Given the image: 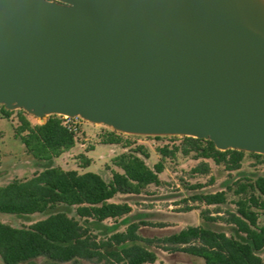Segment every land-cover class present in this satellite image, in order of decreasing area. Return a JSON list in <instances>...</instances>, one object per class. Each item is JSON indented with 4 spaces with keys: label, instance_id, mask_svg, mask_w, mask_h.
Here are the masks:
<instances>
[{
    "label": "water",
    "instance_id": "1",
    "mask_svg": "<svg viewBox=\"0 0 264 264\" xmlns=\"http://www.w3.org/2000/svg\"><path fill=\"white\" fill-rule=\"evenodd\" d=\"M0 105L264 155L262 0H0Z\"/></svg>",
    "mask_w": 264,
    "mask_h": 264
},
{
    "label": "trees",
    "instance_id": "2",
    "mask_svg": "<svg viewBox=\"0 0 264 264\" xmlns=\"http://www.w3.org/2000/svg\"><path fill=\"white\" fill-rule=\"evenodd\" d=\"M10 111L0 105V118H8ZM19 125L14 137L34 158L52 161L74 148L76 133L61 121L50 120L34 124L18 116ZM130 135V134H127ZM138 136V135H131ZM159 139L161 136H151ZM180 146L157 148L160 159L148 167L149 158L142 145L122 141L116 133L102 139V144H121L123 150L111 164L108 180L94 173H78L59 166H47L26 179H14L0 186V213L28 216L43 214L57 206L73 208L74 215L58 211L28 226L14 227L0 222V259L3 264H20L44 257L51 264H153L157 256L146 245L153 241L168 244L166 250L182 252L201 258L205 264H264V176L250 178L239 173L237 179L226 180L224 190L214 194H196L193 200L206 206L233 205L226 221L228 234L202 226H193L172 233L163 239L142 238L138 231L148 225L132 218V205L149 186H159V175L167 160L190 157L199 161L190 170L194 174L210 172L207 161L223 171L239 172L248 152L217 150L209 140L182 136ZM84 163L89 160L84 156ZM257 164H264V155L249 153ZM120 196H124L119 200ZM206 210L203 213L205 214ZM262 218L260 221L259 219ZM217 218L205 220L214 221ZM110 220L113 224L105 226ZM122 220L123 231L117 230ZM103 228L98 237L91 227Z\"/></svg>",
    "mask_w": 264,
    "mask_h": 264
},
{
    "label": "rangeland",
    "instance_id": "3",
    "mask_svg": "<svg viewBox=\"0 0 264 264\" xmlns=\"http://www.w3.org/2000/svg\"><path fill=\"white\" fill-rule=\"evenodd\" d=\"M8 118H0V186L9 183L14 179H26L35 172L42 170L47 166H59L64 170H76L78 173H94L108 180L113 171H119L111 164L114 157L123 150L121 144H102V139L108 134L115 132L122 141L142 145L146 148L149 158L145 160L148 167L160 159L157 148L168 146H180L183 143L182 136H161L154 139L151 136H131L103 124H94L78 119V131L76 136L77 143L73 149L63 153L52 161H43L34 158L25 151L24 146L14 137V129L19 125L18 116L43 124L50 120L62 121V115H45L39 119L26 113L22 109H13ZM84 156L89 160L84 163ZM199 161L190 157L177 156L175 160H167L165 170L159 175L161 184L159 186H149L145 192L138 197L136 201H129L132 205V218L136 222L144 221L148 225L141 226L138 233L142 238L163 239L164 237L178 232L187 227L202 226L214 231H224L228 234L231 225L228 220L227 212H233V205L221 206L219 212H216V206H206L193 200L196 194H214L224 190L225 181L240 178L239 173L247 174L250 178L263 175L264 164H257L255 160L249 157V152L245 155L239 172L227 173L221 167L213 165L207 161L210 172L207 174H194L190 170L196 166ZM124 196H120L119 200ZM205 212L204 216L202 212ZM62 211L69 216L74 215L73 208L66 206H57L47 210L43 214H33L28 216H17L0 213V222L14 226H28L47 215ZM207 218H217L214 221L205 220ZM264 219V218H263ZM260 221L262 218L259 219ZM105 226H111L113 223L107 220L103 223ZM118 231H123L126 224L119 220ZM93 233L99 238L105 235L103 228L91 227ZM146 247L155 252L157 259L153 264H205L201 258L194 257L182 252H172L166 250L168 244L162 241H153ZM0 264H3L0 259ZM20 264H51L46 258L39 257L31 261ZM71 264V263H61ZM84 264H92L84 262Z\"/></svg>",
    "mask_w": 264,
    "mask_h": 264
},
{
    "label": "built area",
    "instance_id": "4",
    "mask_svg": "<svg viewBox=\"0 0 264 264\" xmlns=\"http://www.w3.org/2000/svg\"><path fill=\"white\" fill-rule=\"evenodd\" d=\"M34 117V116H33ZM61 117H63V120L61 121L62 124L70 131L74 132L77 134L78 131V117H68L65 115H62ZM34 119H39L37 117H34ZM34 124H36V122H32Z\"/></svg>",
    "mask_w": 264,
    "mask_h": 264
},
{
    "label": "bare ground",
    "instance_id": "5",
    "mask_svg": "<svg viewBox=\"0 0 264 264\" xmlns=\"http://www.w3.org/2000/svg\"><path fill=\"white\" fill-rule=\"evenodd\" d=\"M263 1V4H264V0H262Z\"/></svg>",
    "mask_w": 264,
    "mask_h": 264
}]
</instances>
